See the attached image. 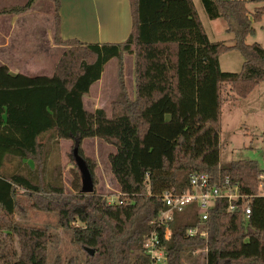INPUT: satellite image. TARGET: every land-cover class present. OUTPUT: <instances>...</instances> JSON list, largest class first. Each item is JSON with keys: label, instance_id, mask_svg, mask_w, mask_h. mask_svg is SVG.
<instances>
[{"label": "trees", "instance_id": "1", "mask_svg": "<svg viewBox=\"0 0 264 264\" xmlns=\"http://www.w3.org/2000/svg\"><path fill=\"white\" fill-rule=\"evenodd\" d=\"M200 1L209 19L225 22L232 44L208 39L192 0H129L131 30L120 42L64 39L60 1L53 0V43L65 47L52 74H11L0 64V264H61L58 256L47 260L52 239L47 228L14 218L25 204L55 211L58 226L70 231L86 264H151L142 247L151 231L165 253L158 264H264V195L257 194L262 169L253 159L220 164L218 143L222 101L245 97L264 81V47L244 41L253 32L251 19L264 15V5L249 13L246 0ZM33 2L4 6L0 14L25 11ZM230 49L243 57L236 72L219 68L218 56ZM124 54L133 55L132 98ZM111 58L116 97L108 112L88 110L83 95ZM222 85L229 90L224 96ZM88 137L114 148L107 161L120 203L95 191V162L81 149ZM59 139L70 140L71 150L77 147L91 173V193H81L75 178L72 192H66L60 168H46L50 144ZM192 172L237 183L240 193L251 195L249 214L243 215L238 200L230 211L224 198L216 199L198 226L205 235H189L198 217L191 203L173 212L163 239L162 227L153 222L164 207L161 194L188 189Z\"/></svg>", "mask_w": 264, "mask_h": 264}, {"label": "rangeland", "instance_id": "2", "mask_svg": "<svg viewBox=\"0 0 264 264\" xmlns=\"http://www.w3.org/2000/svg\"><path fill=\"white\" fill-rule=\"evenodd\" d=\"M192 1L201 16L203 25L206 27L205 29H207L208 39L232 44L233 33L225 29L226 25L224 21L221 18H217L214 21L216 22L215 25L211 23L214 28L211 32L210 22L212 21L207 17L201 1ZM48 4L50 8L52 4L51 0ZM75 4L83 8L86 6V1L77 0ZM245 5L249 13H252L255 7L264 5V0H246ZM37 7L43 12L40 17L45 22L47 11L46 0H38ZM76 16L70 17L69 14L64 16L61 23L62 38H76L82 41L78 37L81 29L76 33V28L81 27L79 24L76 25ZM251 26L253 27V32L247 34L244 41L246 43L258 42L264 47V15L256 20L251 19ZM64 47V45H59L58 58ZM124 58L126 86L130 90L131 85L134 84L132 78L133 57L126 55ZM54 59L55 56L51 60H49V57L46 58L44 56L41 59L43 67L48 68L51 66ZM242 59L243 57L237 49L222 52L218 56L219 68L224 71L236 72L240 69ZM115 68L116 59L110 60L104 65L103 76H107L106 81L103 83L97 82L93 85L86 99L88 109L93 110L97 106L104 108L107 112L109 111L110 101L117 94L114 74ZM227 89L228 87L226 85H222V96H224ZM129 93L131 94V90ZM218 143L220 164H224L233 159H253L256 160L257 165L262 169L261 176H264V81L255 85L246 97L222 101L220 106ZM71 147L72 143L70 140L64 142L58 140L55 145L50 144V150L45 158L46 168H60L61 179L66 192H72L71 183L73 178H75L74 180H78L80 185V176L71 156ZM81 149L84 156L89 157L95 162L93 169L96 178L95 191L102 194L109 202L116 201L118 199L119 189L109 170L107 161V155L113 151V146L96 137H88L84 141H81ZM10 166L11 163H6V168ZM14 218L24 224L48 229L52 235L47 250V260L49 262L55 256H58L61 264H65L68 260H71L72 264H86L82 250L77 249L70 241V231L58 226L55 211L32 209L25 204V209L21 212L16 211Z\"/></svg>", "mask_w": 264, "mask_h": 264}, {"label": "crops", "instance_id": "3", "mask_svg": "<svg viewBox=\"0 0 264 264\" xmlns=\"http://www.w3.org/2000/svg\"><path fill=\"white\" fill-rule=\"evenodd\" d=\"M25 1L26 0H0V8L8 5H21L25 3ZM49 1L50 0H46L47 11L45 22L43 18L40 17L43 12L37 7L38 0H34L32 5L25 11L0 14V64L6 65L11 74H23L27 76H50L52 74L53 66L58 58L59 45L53 43V0H51L52 4L50 8L48 4ZM59 1L60 35L62 33L61 23L66 14H69L70 17L78 15L76 16V25L79 24L81 27L76 28V33L81 29L78 37L82 39V41L120 42L128 36L131 30L132 18L129 0H84V2L86 1V6L83 8L78 5L76 6L75 2L77 0ZM197 14L206 33L207 29H205L206 27H204L198 11ZM216 19L217 18L210 19L212 21L210 22L211 32L214 29L213 25H215L216 22L214 21ZM126 55H131L133 57L132 54H124V61ZM44 56L46 58L49 57V60L55 56L52 65L48 68L43 67L41 59H43ZM113 59L115 58H111L110 60ZM103 73L104 67L100 78L90 86L88 93L95 83H103L106 81L107 76L104 77ZM114 74L115 85L118 90L116 68ZM124 80L126 85L125 62ZM126 88L128 95L132 98L134 96V84L131 85V94L127 86ZM226 92L229 93V90L227 89ZM88 93L83 95V103L86 109H88L86 105ZM95 108L98 107L95 106ZM84 139H82V141H84ZM59 141L64 142L67 141V139H59ZM27 162L30 165L32 164L31 160H27Z\"/></svg>", "mask_w": 264, "mask_h": 264}, {"label": "built area", "instance_id": "4", "mask_svg": "<svg viewBox=\"0 0 264 264\" xmlns=\"http://www.w3.org/2000/svg\"><path fill=\"white\" fill-rule=\"evenodd\" d=\"M264 176L260 175L258 182V193L264 195ZM189 188L181 192L166 190L161 194L164 207L158 211L153 220L156 225L162 227V238H168L169 226L168 223L173 217V212L182 211L186 206L193 203L197 212V221L194 227L188 228L189 235L198 234L204 236L205 232L198 230V226L202 225L207 218L208 211L214 201L219 198H224L227 201V209L232 211L236 208L234 203L239 201V206L243 211V215L249 214L248 202L251 195L242 194L239 192L238 185L231 182L228 177L221 180H214L206 172H192L188 174ZM120 203L121 200L116 201ZM142 247L144 252L148 254L152 263L158 264L165 260V253L160 246V238L155 231H151L143 240Z\"/></svg>", "mask_w": 264, "mask_h": 264}, {"label": "water", "instance_id": "5", "mask_svg": "<svg viewBox=\"0 0 264 264\" xmlns=\"http://www.w3.org/2000/svg\"><path fill=\"white\" fill-rule=\"evenodd\" d=\"M73 160L75 162V165L79 171L80 174V191L81 193H91L93 190V182L91 173L82 158V156L78 153L77 147L74 146L71 150ZM90 253H92V250H89Z\"/></svg>", "mask_w": 264, "mask_h": 264}]
</instances>
